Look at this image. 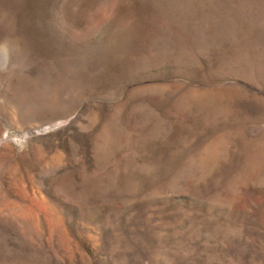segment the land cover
<instances>
[{"label": "rangeland", "instance_id": "1", "mask_svg": "<svg viewBox=\"0 0 264 264\" xmlns=\"http://www.w3.org/2000/svg\"><path fill=\"white\" fill-rule=\"evenodd\" d=\"M0 264H264V0H0Z\"/></svg>", "mask_w": 264, "mask_h": 264}]
</instances>
